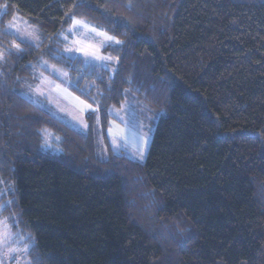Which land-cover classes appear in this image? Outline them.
Returning <instances> with one entry per match:
<instances>
[{
  "label": "trees",
  "instance_id": "obj_1",
  "mask_svg": "<svg viewBox=\"0 0 264 264\" xmlns=\"http://www.w3.org/2000/svg\"><path fill=\"white\" fill-rule=\"evenodd\" d=\"M14 15L38 46L4 31ZM73 19L121 41L113 72L46 53ZM0 42L1 216L32 235L28 264H264V0H0ZM41 54L103 131L131 97L158 114L142 163L22 97Z\"/></svg>",
  "mask_w": 264,
  "mask_h": 264
},
{
  "label": "rangeland",
  "instance_id": "obj_2",
  "mask_svg": "<svg viewBox=\"0 0 264 264\" xmlns=\"http://www.w3.org/2000/svg\"><path fill=\"white\" fill-rule=\"evenodd\" d=\"M4 31L34 47L40 44L38 30L19 15L13 16L5 25ZM57 39L46 53L65 61H76L73 67L76 71L87 72L94 68L114 71L117 59L105 50L116 48L121 41L94 24L82 19H73L71 25L63 30ZM4 49L5 52L8 51ZM5 52L0 51V60ZM48 57L47 54H41L32 66L30 74L21 80L22 97L72 130L89 136L100 158H108L110 153L123 154L142 163L158 114L151 109L150 111L143 102L140 103L131 97L119 107L108 108L109 118L103 131L97 107L73 94L71 89L77 87L75 78L70 76L66 68L51 62ZM39 135L36 140L43 150L56 152L59 149L58 137L51 131L45 129ZM4 190L1 189L0 201L1 196L5 194ZM3 207L4 205L0 208V264H28L27 253L33 245V237L27 232H18V229L17 232H12L1 216Z\"/></svg>",
  "mask_w": 264,
  "mask_h": 264
},
{
  "label": "snow or ice",
  "instance_id": "obj_3",
  "mask_svg": "<svg viewBox=\"0 0 264 264\" xmlns=\"http://www.w3.org/2000/svg\"><path fill=\"white\" fill-rule=\"evenodd\" d=\"M76 23H80V21H76Z\"/></svg>",
  "mask_w": 264,
  "mask_h": 264
}]
</instances>
